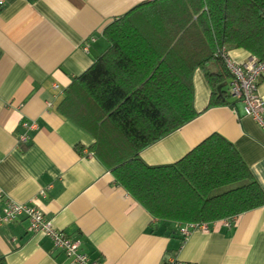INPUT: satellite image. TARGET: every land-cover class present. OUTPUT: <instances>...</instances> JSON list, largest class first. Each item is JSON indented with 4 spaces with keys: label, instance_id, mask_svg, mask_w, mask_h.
<instances>
[{
    "label": "crops",
    "instance_id": "0c3cea01",
    "mask_svg": "<svg viewBox=\"0 0 264 264\" xmlns=\"http://www.w3.org/2000/svg\"><path fill=\"white\" fill-rule=\"evenodd\" d=\"M144 1L2 0L0 213L6 196L36 206L98 264H264V205L184 237L176 223L154 219L114 179L91 148L97 126L59 106L75 77L107 48L103 28ZM228 52L239 62L251 56L242 48ZM192 82L197 115L140 150L141 159L173 163L216 132L233 143L264 189V131L232 96L230 104L209 106L203 71L194 69ZM258 91L264 98V79ZM24 121L34 126L26 130ZM24 131L29 139L22 142ZM27 225L23 216L0 225L6 264H74Z\"/></svg>",
    "mask_w": 264,
    "mask_h": 264
},
{
    "label": "trees",
    "instance_id": "16d2710c",
    "mask_svg": "<svg viewBox=\"0 0 264 264\" xmlns=\"http://www.w3.org/2000/svg\"><path fill=\"white\" fill-rule=\"evenodd\" d=\"M102 34L107 48L75 77L59 106L97 126L91 148L114 179L154 219L176 223L184 237V224L208 226L264 205V189L219 133L173 163L150 165L139 156L197 115L194 69L210 86L209 106L231 103L224 86L232 77L217 51L242 48L264 60V0L144 1Z\"/></svg>",
    "mask_w": 264,
    "mask_h": 264
},
{
    "label": "built area",
    "instance_id": "2783aa9c",
    "mask_svg": "<svg viewBox=\"0 0 264 264\" xmlns=\"http://www.w3.org/2000/svg\"><path fill=\"white\" fill-rule=\"evenodd\" d=\"M0 4H2V0H0ZM90 39L93 37L91 36ZM217 53L224 59L232 77L228 85L229 94L242 103L244 114L252 117L264 131V98L258 91L259 82L264 78V60H256L249 56L242 62L236 61L229 55L225 46L219 47ZM22 125L27 130L32 128L34 123L24 121ZM28 139L26 131L19 135V141L25 142ZM21 216L28 221V231L40 232L48 237L52 244L61 249L74 264H98L97 260L90 259L87 253L81 250L78 240L57 229L51 218L45 216L39 208L6 196L0 213V225L14 222ZM196 229H207V225L184 224L180 228L184 235H188Z\"/></svg>",
    "mask_w": 264,
    "mask_h": 264
}]
</instances>
